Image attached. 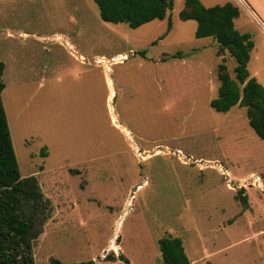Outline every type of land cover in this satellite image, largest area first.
Here are the masks:
<instances>
[{
    "label": "rangeland",
    "instance_id": "1",
    "mask_svg": "<svg viewBox=\"0 0 264 264\" xmlns=\"http://www.w3.org/2000/svg\"><path fill=\"white\" fill-rule=\"evenodd\" d=\"M199 1L239 9L237 30L257 49L248 68L261 67L264 87L256 19L241 0ZM183 8L174 0L164 20L131 29L101 21L92 0H0L12 145L21 177H33L52 206L34 264L103 259L118 254L112 242L130 264H162L157 240L166 235L190 258L207 252L196 264H264V141L244 108H210L218 66L233 78L235 62L211 38H195Z\"/></svg>",
    "mask_w": 264,
    "mask_h": 264
},
{
    "label": "trees",
    "instance_id": "2",
    "mask_svg": "<svg viewBox=\"0 0 264 264\" xmlns=\"http://www.w3.org/2000/svg\"><path fill=\"white\" fill-rule=\"evenodd\" d=\"M92 1L101 21L126 24L131 29L164 20L174 4V0ZM238 17L239 9L231 3L205 7L199 0H184V8L179 13L181 21L196 22V39L211 38L217 43L218 52H228L235 62L233 78L224 64L218 66L219 86L216 98L209 102L210 108L217 113H227L233 107L244 108L248 125L264 141V87L249 77L247 63L254 44L250 34H241L235 29L234 20ZM170 28L168 20L167 31ZM140 54L144 56V52ZM172 57L182 58L179 52ZM3 72L4 64L0 61V264H34L33 246L51 216L52 206L33 177L22 178L20 175L1 97L5 88ZM42 155H45L44 150ZM243 191L241 188L236 198L246 207L247 199L242 196ZM157 247L162 264H190L180 238L163 236L157 240ZM111 250L118 252L119 249L112 244ZM106 258L113 260L114 254ZM118 259L129 264L122 255ZM49 262L63 264L57 259H50Z\"/></svg>",
    "mask_w": 264,
    "mask_h": 264
},
{
    "label": "crops",
    "instance_id": "3",
    "mask_svg": "<svg viewBox=\"0 0 264 264\" xmlns=\"http://www.w3.org/2000/svg\"><path fill=\"white\" fill-rule=\"evenodd\" d=\"M242 2H243V4H244V6H245V8H246V10L254 17V19H256V21H257V23H258V26H259V29H260V32L261 33H263L264 34V8L261 6V5H263L261 2H256V1H254V0H248L250 3H251V6L252 7H250L249 5H248V3L246 2V1H244V0H241ZM262 2H264V0H262ZM239 18V17H238ZM237 18V19H238ZM237 19H235L234 20V27H235V29L237 30V28H242V26H243V22L241 23V21H240V18H239V20H237ZM239 33H241V34H245V33H243V32H240L239 30H237ZM246 34H248V33H246ZM251 36V35H250ZM67 40H70V38L69 37H67ZM252 40V39H251ZM213 41V40H212ZM214 43L217 45V43L214 41ZM254 44V43H253ZM62 48H63V46H68L69 48L71 47L72 48V51H76V49H75V47H73V45L70 43V42H65L63 45H61V44H59ZM257 51V49H256V47H255V45H254V47H253V49L251 50V52H250V54H249V61H248V63H247V70H248V72H249V77L250 78H254L261 86H262V83H261V80H260V78H259V76H260V72H261V67L260 66H257L258 64H256V66H254V68H253V71H250L249 70V68H248V65L252 62V59L253 58H256V56H253V54L255 53ZM78 59L79 60H82L83 61V59H84V56L82 55V54H78ZM118 63H120V62H118ZM4 64V63H3ZM4 70H5V65H4ZM211 101V100H210ZM234 108V107H233ZM232 108V109H233ZM248 122V121H247ZM253 131V130H252ZM128 133V132H127ZM130 137V136H129ZM132 148L134 147V148H139L140 147V145H137V144H135V143H132L131 142V145H130ZM164 148H165V146H164ZM160 151L159 150H156V153H159ZM144 159V158H143ZM94 163H95V161H93ZM180 162L183 164V165H185L186 163L184 162V161H181L180 160ZM94 165V164H93ZM93 165H91V166H85V167H83V170H84V174H86L87 175V173H90V171L92 170V166ZM216 166H218V165H216ZM215 166V167H216ZM77 172V174H78V170H76ZM228 173V172H227ZM128 190H130V188L128 189ZM129 192V191H128ZM128 192H127V194H128ZM183 243V242H182ZM116 245V243L115 242H112L111 243V245ZM111 245H110V247H111ZM106 246V245H105ZM117 246V245H116ZM184 247V246H183ZM117 248L119 249L118 250V254H114L113 252V254H114V259L112 260V259H109V260H107V258H106V256H109L110 254H108V255H106V256H104L103 257V259L101 258V259H98L96 256H97V253L96 254H94L93 255V257H92V259H91V261H94V263L95 264H125L124 262H122L121 260H119L118 259V256L119 255H122L123 257H125L127 260H128V258H127V256H126V253H125V251H124V249L122 248V247H120V245L119 246H117ZM101 250V249H100ZM110 250H111V248H110ZM184 251H185V248H184ZM97 252H99V251H97ZM204 252V251H203ZM117 253V252H116ZM202 253V252H201ZM185 254H186V256L188 257V259H189V261H190V264H196V263H198V262H200L202 259H204L205 257H207V252H204V254H199V256H197V257H192V258H190L188 255H187V253H186V251H185ZM204 255V256H203ZM158 256H159V258H160V262H161V256H160V253H159V251H158ZM128 262H129V264H130V261L128 260ZM162 263V262H161Z\"/></svg>",
    "mask_w": 264,
    "mask_h": 264
}]
</instances>
